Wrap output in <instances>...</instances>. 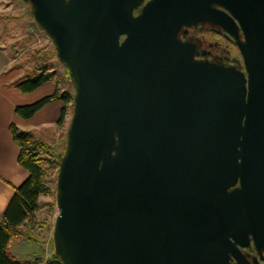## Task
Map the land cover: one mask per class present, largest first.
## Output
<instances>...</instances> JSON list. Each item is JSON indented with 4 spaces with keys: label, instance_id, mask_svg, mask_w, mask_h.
<instances>
[{
    "label": "water",
    "instance_id": "water-1",
    "mask_svg": "<svg viewBox=\"0 0 264 264\" xmlns=\"http://www.w3.org/2000/svg\"><path fill=\"white\" fill-rule=\"evenodd\" d=\"M24 1L75 88L62 262L262 264L242 248L264 262V0ZM200 24L243 67L198 58L183 34Z\"/></svg>",
    "mask_w": 264,
    "mask_h": 264
},
{
    "label": "crops",
    "instance_id": "crops-1",
    "mask_svg": "<svg viewBox=\"0 0 264 264\" xmlns=\"http://www.w3.org/2000/svg\"><path fill=\"white\" fill-rule=\"evenodd\" d=\"M27 4L24 0H0V218L15 189L30 174L18 161L20 147L14 139L11 125L15 124L21 130L30 132L33 141H42L51 146H54L55 140L62 141V132L70 125V102L63 125L58 124L66 105L63 100L46 104L28 119L15 112L17 106L32 104L56 90L69 91L70 83L69 71L58 59L54 43L36 23L32 11H29L31 7ZM41 71L54 73L53 78L29 93L18 88L21 82ZM46 197L39 196L38 210L18 228L19 236L10 244L11 248V245L16 246L20 242L17 245L19 250L15 247L14 254H11L26 264H46L54 254V244L49 247L48 239L46 246H42L44 244L28 236L34 232L33 227L37 223L35 214L41 211L40 201ZM28 244H40L42 252L35 251L23 258L24 252L20 249Z\"/></svg>",
    "mask_w": 264,
    "mask_h": 264
},
{
    "label": "trees",
    "instance_id": "trees-1",
    "mask_svg": "<svg viewBox=\"0 0 264 264\" xmlns=\"http://www.w3.org/2000/svg\"><path fill=\"white\" fill-rule=\"evenodd\" d=\"M53 74L54 73L41 71L39 74L21 82L18 88L24 93L32 92L42 84L51 80ZM70 81H72L71 78ZM55 100H63L66 104L58 120V124L61 126L66 118L67 104L70 101H74V95L71 96L69 91L60 92L56 90L53 94L47 95L32 104L17 106L15 112L21 117L28 119L33 117L36 112L46 104ZM11 131L15 141L20 147L18 161L30 172V174L24 183L15 189L6 211L0 218V264H26L11 254L10 244L19 236L18 228L38 210L39 196L53 195L55 192L45 179L46 169L43 164L47 159L40 155L42 151L50 152V145L42 141H33L30 132L21 130L15 124L11 125ZM64 153L65 150L61 154V159ZM46 264L64 263L60 257L54 253L52 257L46 261Z\"/></svg>",
    "mask_w": 264,
    "mask_h": 264
},
{
    "label": "rangeland",
    "instance_id": "rangeland-1",
    "mask_svg": "<svg viewBox=\"0 0 264 264\" xmlns=\"http://www.w3.org/2000/svg\"><path fill=\"white\" fill-rule=\"evenodd\" d=\"M25 4V3H24ZM26 5V4H25ZM28 5V4H27ZM29 6V5H28ZM30 7V6H29ZM29 11L31 13L32 9L29 8ZM212 40L217 39L211 38ZM236 55L237 53L234 52ZM69 92L71 93V96L74 95L75 93V88L70 81L69 83ZM70 120L72 119L73 116V107L74 104L72 101H70ZM68 127V125H67ZM67 127L62 132L61 137L63 138L61 142H57L55 140L54 146L50 145V152L42 151L40 153L41 157H45L47 160L44 162L43 166L46 169V182L51 185L53 190L55 191L53 195H46V198H43L40 201V206L42 207L41 211L35 214V219L37 220V223H35L36 226L33 227L34 232L31 233V235H28L29 237L32 236L34 240H37L40 242V244H44L42 246H46V239H48L49 242V247L50 245L52 246L53 244V237L51 236L53 234L54 230V225L56 221V217L59 212V208L56 202V182H57V176H58V171H59V161H61V154L64 152L66 149V139H67ZM34 138V137H33ZM22 230V229H21ZM30 237V238H32ZM20 242H18L15 245H11L10 252L14 254L15 247L17 250H19V245ZM40 244H28L25 247H21V251H23V258H26L29 253H34L35 251L41 253V245ZM38 254V253H37Z\"/></svg>",
    "mask_w": 264,
    "mask_h": 264
},
{
    "label": "flooded vegetation",
    "instance_id": "flooded-vegetation-1",
    "mask_svg": "<svg viewBox=\"0 0 264 264\" xmlns=\"http://www.w3.org/2000/svg\"><path fill=\"white\" fill-rule=\"evenodd\" d=\"M146 1L148 0L144 2ZM141 8L142 6L136 9L135 13L138 14ZM215 37L217 39H211ZM183 38L197 41L198 49L196 55L198 58H209L225 63L235 61L238 66L243 67V58L234 39L219 26L213 24H200L186 27L184 29ZM234 52L237 54L235 55ZM242 251L251 262H253V258L257 257L258 260L264 264L253 243L249 247L242 248Z\"/></svg>",
    "mask_w": 264,
    "mask_h": 264
}]
</instances>
